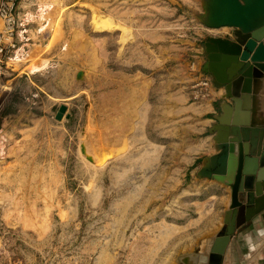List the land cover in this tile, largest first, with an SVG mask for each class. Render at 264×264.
<instances>
[{"label": "rangeland", "instance_id": "374dc122", "mask_svg": "<svg viewBox=\"0 0 264 264\" xmlns=\"http://www.w3.org/2000/svg\"><path fill=\"white\" fill-rule=\"evenodd\" d=\"M203 4L18 0L12 34L0 18V264H179L203 249L187 64L233 34L206 26Z\"/></svg>", "mask_w": 264, "mask_h": 264}, {"label": "water", "instance_id": "95a60500", "mask_svg": "<svg viewBox=\"0 0 264 264\" xmlns=\"http://www.w3.org/2000/svg\"><path fill=\"white\" fill-rule=\"evenodd\" d=\"M202 21L208 27L231 26L232 38L208 36L204 45L208 61L203 70L213 82L226 84L230 103L222 102L215 114V136L219 151L200 169L212 168L230 186V203L224 225L213 238L206 255L208 264H222L223 253L235 229L256 215L264 217V128L243 115L251 110L252 81L264 74V0H204ZM234 72L229 74L227 69ZM247 77V84L243 78ZM243 85V86H242ZM67 106L59 105L55 118L61 119ZM258 128V129H257ZM216 175V176H217ZM179 264H200L199 251L183 252Z\"/></svg>", "mask_w": 264, "mask_h": 264}, {"label": "crops", "instance_id": "0c3cea01", "mask_svg": "<svg viewBox=\"0 0 264 264\" xmlns=\"http://www.w3.org/2000/svg\"><path fill=\"white\" fill-rule=\"evenodd\" d=\"M195 56L197 64L203 68L204 63L208 61L207 52L203 55L195 54ZM227 72L232 74L234 71L229 68ZM256 78L251 84V101L249 97L245 100V103L251 105V110H243L247 112L243 116L247 119L251 118L257 127L264 128V74ZM247 79L246 76L243 78L245 85L247 84ZM215 93V96L209 101L198 104L199 110L202 113L200 118L202 122L201 130L205 132V135L204 138L194 141L191 147L195 151L192 159V164H195V179L197 178L199 185H201V194H205L199 198L200 206H202L203 211L208 212L212 216L204 226L214 232L206 237L202 236L199 240V243H204L203 249H198L200 264L203 262L207 264L206 255L209 251V246L213 238L225 224L223 220L230 203V186L226 183L223 176L221 174H211L213 173L212 168L203 171L200 169L206 160L210 164V167H213L210 158L219 151L214 139L215 114L220 112L222 102H231L226 84L221 87L217 86ZM262 143L264 147V138ZM258 230H264V217L262 215H256L251 220L238 226L231 235L229 243L225 248L222 264H264V236L257 235ZM246 233L252 237L251 243L255 245L254 251L250 250L249 244L245 242L244 234ZM193 250H188L187 252Z\"/></svg>", "mask_w": 264, "mask_h": 264}, {"label": "built area", "instance_id": "2783aa9c", "mask_svg": "<svg viewBox=\"0 0 264 264\" xmlns=\"http://www.w3.org/2000/svg\"><path fill=\"white\" fill-rule=\"evenodd\" d=\"M18 0H0V18L3 20V27L6 32L12 34L14 26V15ZM2 31L0 30V52ZM188 80L186 84L187 96L192 102L202 103L209 101L215 96L217 85L212 77L201 68L195 59L189 60L187 64Z\"/></svg>", "mask_w": 264, "mask_h": 264}, {"label": "clouds", "instance_id": "9594fccd", "mask_svg": "<svg viewBox=\"0 0 264 264\" xmlns=\"http://www.w3.org/2000/svg\"><path fill=\"white\" fill-rule=\"evenodd\" d=\"M257 235L264 236V230H258ZM244 239L247 244H249L250 250H255V245L251 243L252 237L250 234H244Z\"/></svg>", "mask_w": 264, "mask_h": 264}, {"label": "bare ground", "instance_id": "6f19581e", "mask_svg": "<svg viewBox=\"0 0 264 264\" xmlns=\"http://www.w3.org/2000/svg\"><path fill=\"white\" fill-rule=\"evenodd\" d=\"M48 3V2H47ZM52 5V4H51ZM43 6V5H42ZM53 6V5H52ZM49 8H51V7H49ZM44 9V8H43ZM43 11V10H42ZM42 13H44V12H42ZM224 27V26H223ZM213 28H217V27H213ZM17 57H18V55L16 56V59H17ZM15 58V57H14ZM199 250H201V249H199Z\"/></svg>", "mask_w": 264, "mask_h": 264}, {"label": "flooded vegetation", "instance_id": "af4514ba", "mask_svg": "<svg viewBox=\"0 0 264 264\" xmlns=\"http://www.w3.org/2000/svg\"><path fill=\"white\" fill-rule=\"evenodd\" d=\"M233 30V29H232Z\"/></svg>", "mask_w": 264, "mask_h": 264}]
</instances>
